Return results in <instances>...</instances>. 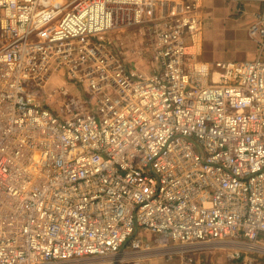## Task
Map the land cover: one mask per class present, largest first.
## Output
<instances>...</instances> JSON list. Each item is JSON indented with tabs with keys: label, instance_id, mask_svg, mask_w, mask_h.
<instances>
[{
	"label": "built area",
	"instance_id": "obj_1",
	"mask_svg": "<svg viewBox=\"0 0 264 264\" xmlns=\"http://www.w3.org/2000/svg\"><path fill=\"white\" fill-rule=\"evenodd\" d=\"M210 1L0 0V264L264 257V56L201 57ZM132 26L142 62L108 36Z\"/></svg>",
	"mask_w": 264,
	"mask_h": 264
},
{
	"label": "rangeland",
	"instance_id": "obj_2",
	"mask_svg": "<svg viewBox=\"0 0 264 264\" xmlns=\"http://www.w3.org/2000/svg\"><path fill=\"white\" fill-rule=\"evenodd\" d=\"M263 1V0H262ZM219 1H215L211 4V6H215L216 3ZM258 2H261L258 1ZM222 4V2L220 3ZM219 4V5H220ZM264 3H261L258 5L263 6ZM210 6V7H211ZM209 10V8H208ZM206 17L204 16V23H205ZM138 26H132L129 28L119 29V30H113L108 35L113 40H116L117 42H121L123 40L124 45H122V48L124 50H127L128 56L133 59H138L140 62L141 60H144L146 57V54L143 58H141L142 55H138L136 53H130L133 52L134 49H138L142 46V39L141 36L138 34ZM213 27V26H211ZM209 33L210 30H207ZM208 34H206V29H203L202 34V57L206 60H209L210 62L214 63L212 59H207V54L216 55L219 53V50L221 47L225 50L227 49L228 45L224 44L222 46L216 45L213 40V31L211 30V34L209 36V40L207 43H205V38ZM236 45V44H235ZM132 48V50H131ZM129 50V51H128ZM230 55V54H229ZM237 56L240 58L245 57V54L243 52H238ZM215 64V63H214ZM67 85V88L71 91H73L75 94L77 93H83L82 88L79 86H71L67 84V82L64 80L63 76L60 74L53 75L51 79L48 81V83L41 88L40 92H38V98L42 104L45 106H48L49 108L53 109L54 111H57L59 113H62L61 106L63 105V98H66L65 95H63L60 92L59 86L62 84ZM146 237L149 240H153L154 236L151 233H147ZM126 251H121L118 255L113 258L114 264H181L178 256H173L172 259H168L165 256L154 254L152 252H134L131 251L130 248H124ZM231 250V246H229L226 242H215L214 244H210L208 246H203L196 251L195 258H197L196 263L197 264H264V257L255 255L252 256V260L250 262L243 261L242 259L234 260V259H228L226 257L227 251ZM109 259L111 258H103V257H92V258H83L79 260H73V261H66L62 264H112L109 262ZM235 261V262H232ZM232 262V263H231Z\"/></svg>",
	"mask_w": 264,
	"mask_h": 264
},
{
	"label": "crops",
	"instance_id": "obj_3",
	"mask_svg": "<svg viewBox=\"0 0 264 264\" xmlns=\"http://www.w3.org/2000/svg\"><path fill=\"white\" fill-rule=\"evenodd\" d=\"M215 1H219V4L222 2V4L219 5L217 2L215 6H211ZM258 1L259 0H211L208 3L204 9L206 20L203 29H206V34H208L205 38V43L210 41L209 36L212 30L214 43L219 46L227 44L228 47L225 50L221 47L219 53L216 55L213 54L210 56L207 54V59H212L214 63H217L226 60L247 59L259 53L264 56V49L261 50L256 39L249 32V25L254 18L253 13L256 11L259 4L264 3V0H261V2ZM207 30H210V32L208 33ZM238 52H243L245 57H238ZM210 63L214 64L212 62ZM190 254L195 260V264H197V258L194 257L195 253L190 252ZM229 255L230 250L227 251L226 254L228 259H230ZM179 260L181 264H188L185 261H181V258H179Z\"/></svg>",
	"mask_w": 264,
	"mask_h": 264
}]
</instances>
